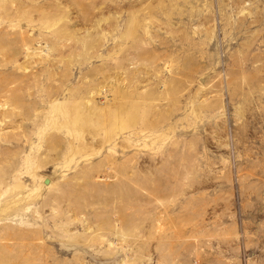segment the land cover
<instances>
[{"label": "rangeland", "instance_id": "obj_1", "mask_svg": "<svg viewBox=\"0 0 264 264\" xmlns=\"http://www.w3.org/2000/svg\"><path fill=\"white\" fill-rule=\"evenodd\" d=\"M0 264H264V0H0Z\"/></svg>", "mask_w": 264, "mask_h": 264}, {"label": "water", "instance_id": "obj_2", "mask_svg": "<svg viewBox=\"0 0 264 264\" xmlns=\"http://www.w3.org/2000/svg\"><path fill=\"white\" fill-rule=\"evenodd\" d=\"M47 181L45 180L44 183H46Z\"/></svg>", "mask_w": 264, "mask_h": 264}]
</instances>
